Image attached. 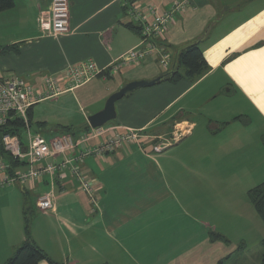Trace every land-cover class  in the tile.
<instances>
[{"label":"crops","instance_id":"0c3cea01","mask_svg":"<svg viewBox=\"0 0 264 264\" xmlns=\"http://www.w3.org/2000/svg\"><path fill=\"white\" fill-rule=\"evenodd\" d=\"M70 1L71 32L57 37L40 26L52 0H14L0 12V77L25 79L38 99L26 132L83 127L89 108L103 106L130 81L165 71L154 54L115 64L142 41L129 27L138 25L133 7L148 16L150 7L166 9L177 0ZM189 2L168 24L163 44L174 54L201 40L208 73L195 82L143 87L117 102V118L104 129L138 132L141 142L84 159L96 205L70 177L1 188L0 212L17 206L10 217L0 213V264L26 240V208L33 240L61 264H226L240 250L250 257L261 244L264 222L248 193L264 182V0ZM86 61L99 74L71 88L67 71ZM49 77L58 78L61 89L51 95L45 92ZM160 139L168 141L157 150ZM49 192L54 208L44 213L39 200ZM212 231L225 239L213 241Z\"/></svg>","mask_w":264,"mask_h":264},{"label":"built area","instance_id":"2783aa9c","mask_svg":"<svg viewBox=\"0 0 264 264\" xmlns=\"http://www.w3.org/2000/svg\"><path fill=\"white\" fill-rule=\"evenodd\" d=\"M190 5L189 0L174 1L166 9L150 7L149 15H144L134 6L132 17L141 27L142 41L140 44L126 52L116 67L141 63L152 54H161V65L165 71L171 66L173 54L166 50L164 44L156 40L166 34L168 24L176 14ZM151 16V18L149 17ZM40 26L46 34L53 36L67 35L71 32V1L52 0L48 9L40 14ZM99 74L93 61H86L78 66H72L67 71L68 85L76 87L89 81ZM47 95L55 94L59 88L58 78L46 79ZM33 85L20 77L4 79L0 77V126L5 125L10 114L23 118L28 122L27 112L37 101ZM110 129L91 128L89 135L81 136L75 141L71 135L47 136L40 132L27 131L25 139L17 135L6 134L2 138L5 151L14 159L25 162V166L9 173V166L3 156L0 155V189L11 183L25 184L27 182L41 181L50 177L52 184L55 178L64 180L70 177L78 182L80 189L86 192L93 205L97 204L98 191L95 180L85 174L82 163L87 156H103L114 152L131 143H139L138 132H117L107 135ZM97 136H103V140L96 145L90 141ZM54 195L52 192L42 196L39 200L41 212L47 213L54 208Z\"/></svg>","mask_w":264,"mask_h":264},{"label":"trees","instance_id":"16d2710c","mask_svg":"<svg viewBox=\"0 0 264 264\" xmlns=\"http://www.w3.org/2000/svg\"><path fill=\"white\" fill-rule=\"evenodd\" d=\"M14 5H15L14 0H0V12L11 9L14 7ZM129 27L136 32H141V27L138 25L129 24ZM200 43L201 40L195 41L194 43L193 42L188 43L182 49L178 58V64H179L178 71L173 76H170L163 82L178 83L183 79H188L195 82L199 80L201 77H203L206 73H208L210 67L202 50L199 47ZM32 107L33 106H31L27 112L29 125L33 124ZM43 125H44L43 123L39 124L40 127H43ZM26 128L27 125L25 120L19 116H16L14 113L10 114V118L8 119V122L5 125L0 126V155L5 158L9 166V173L11 174H13L16 169L24 167L25 162H20L19 160L14 159L5 151L3 147L2 138L6 134H12V135H17L21 139H23L26 133ZM53 129H52L53 133L51 135L49 134L46 135L56 136V135L72 134L78 137L80 136L81 132L91 129V126L89 125V123H87L83 127L60 126V127H55ZM248 194L250 201L252 202L257 213L264 222V182L252 188ZM24 214H25L24 218H25L26 240L21 246H19L16 249L13 256L9 258L5 264H40V262H42L43 260H46L51 264H61L51 259L48 256V254L35 243V241L31 236V227H30L31 213L26 208ZM210 236L213 241L225 239L223 235L214 231L211 232ZM225 241L228 240L226 239ZM261 244L263 246V254L261 257L260 264H264V239L262 240ZM219 264H223V261H221Z\"/></svg>","mask_w":264,"mask_h":264},{"label":"water","instance_id":"95a60500","mask_svg":"<svg viewBox=\"0 0 264 264\" xmlns=\"http://www.w3.org/2000/svg\"><path fill=\"white\" fill-rule=\"evenodd\" d=\"M198 40H193L189 43H194ZM186 45L187 44H183L176 49L175 53L173 54L171 66L168 70L164 71L163 73L152 79H140L130 81L123 87H121L119 90L111 94L107 99L103 109L88 116V123L91 128H101L107 125L108 123L115 121L117 118L116 104L123 97L129 95L137 89L157 85L169 78L170 76H173L179 69V54Z\"/></svg>","mask_w":264,"mask_h":264},{"label":"rangeland","instance_id":"374dc122","mask_svg":"<svg viewBox=\"0 0 264 264\" xmlns=\"http://www.w3.org/2000/svg\"><path fill=\"white\" fill-rule=\"evenodd\" d=\"M164 40H166V34H164V36H163V38H161V39H158V40H156L157 41V43H159V44H162V43H164ZM154 55H157V56H155V58H156V60H157V63H158V65L160 66V68L162 69V70H164L165 69V67H163L162 65H161V54H154ZM145 60H143V61H141V62H144ZM102 105V104H101ZM104 106H105V104L103 105V106H99V107H97V108H94V107H91V108H89L88 110H90V109H92V110H90L91 111V113L89 114V115H91V114H94L95 112H97V111H99V109H100V107H102L101 109H103L104 108ZM48 107H50L49 106V103H46V104H43L41 107H40V109L42 110V109H46V108H48ZM94 108V109H93ZM39 109V110H40ZM100 109V110H101ZM77 125H79V126H81L80 125V123L79 122H77L76 123ZM83 125V124H82ZM106 126V125H105ZM255 127H252V130L254 129ZM89 130H91V129H89ZM89 130H87V131H89ZM179 133H181V132H179ZM43 134H47L48 135V132H43ZM113 134H116V132H115V130H113V129H111L110 128V131H108V133H106L105 135H104V137H107V135H113ZM67 135H71L73 138H74V140L75 141H77V140H79L80 139V137L78 136H74V135H72V134H67ZM141 138V136L139 135V139ZM168 140H166V139H164V140H162V139H160V145H157L156 146V149L158 150V148L160 149V150H162V149H164V147L166 146V142H167ZM141 142V141H140ZM155 147V146H154ZM200 150H203L202 148H201V146H200ZM263 170V169H262ZM258 173H256V174H254L253 175V177H258ZM262 176L264 177V171H262ZM264 179V178H263ZM247 184H249L248 182H247ZM261 184V183H260ZM259 185V184H258ZM257 186V185H256ZM3 201V200H2ZM16 206H17V204L16 203H11V204H6V207H8L7 208V210H9V211H12V210H14L15 208H16ZM9 211H7L6 212V210H2L1 212L2 213H5L6 212V215H7V217H10V212ZM0 212V213H1ZM0 224H2V218H1V216H0ZM242 250H240V253H234L233 255H232V258H231V262H229V263H226V264H260L261 263V257H262V254H263V246H262V244H257L256 246H254L251 250H250V257H248L247 255L246 256H244L245 254H243L242 252H241ZM260 252H261V254H260ZM240 254V255H239ZM226 261H228L227 259H226Z\"/></svg>","mask_w":264,"mask_h":264},{"label":"bare ground","instance_id":"6f19581e","mask_svg":"<svg viewBox=\"0 0 264 264\" xmlns=\"http://www.w3.org/2000/svg\"><path fill=\"white\" fill-rule=\"evenodd\" d=\"M47 190V189H46Z\"/></svg>","mask_w":264,"mask_h":264}]
</instances>
